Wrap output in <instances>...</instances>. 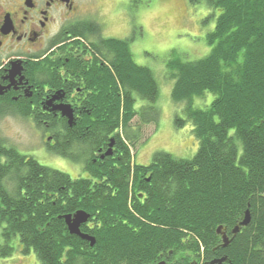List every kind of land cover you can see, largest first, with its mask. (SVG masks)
<instances>
[{"label": "trees", "instance_id": "trees-1", "mask_svg": "<svg viewBox=\"0 0 264 264\" xmlns=\"http://www.w3.org/2000/svg\"><path fill=\"white\" fill-rule=\"evenodd\" d=\"M205 1L219 13L204 38L208 55L166 65L171 99L185 105L186 119L174 124L191 123L195 156L156 153L149 165L134 164L142 137L131 123L157 124L158 88L127 41L105 42L118 54L96 76L102 88L89 99L84 125L49 130L55 145L48 151L82 164L88 177L73 180L26 157L0 166V258L12 255L17 238L38 264H151L169 251L183 255L177 264L223 257L228 264H264V0ZM207 94L214 97L207 109L192 107ZM112 138V155L101 160ZM6 171L15 184L10 191L2 185ZM78 211L89 216L80 232L94 238L93 247L70 235L62 218ZM246 211L249 225L232 238ZM218 227L231 239L224 249Z\"/></svg>", "mask_w": 264, "mask_h": 264}, {"label": "flooded vegetation", "instance_id": "flooded-vegetation-1", "mask_svg": "<svg viewBox=\"0 0 264 264\" xmlns=\"http://www.w3.org/2000/svg\"><path fill=\"white\" fill-rule=\"evenodd\" d=\"M99 3L100 0H0V127L25 123L42 130L48 135V150V145H55L49 130L84 125L89 99L102 88L103 78L96 76L110 70L109 63L118 54L116 44L105 42L125 40L132 53L131 30L128 27L122 39L107 35ZM126 4L124 16L132 15L133 3L127 0ZM63 110L70 111L72 126L62 115ZM10 140L0 134L1 167L7 168L11 161L21 163L23 157L33 158L18 146L20 138L15 144ZM111 140L114 150L115 141ZM99 154L101 158L105 153ZM8 173L3 174L2 185L10 191L15 184ZM145 174L149 183V173ZM143 195L138 194L140 200ZM50 197L54 206L56 193ZM159 257L151 264H177L184 259L172 251L165 256L159 252Z\"/></svg>", "mask_w": 264, "mask_h": 264}, {"label": "rangeland", "instance_id": "rangeland-1", "mask_svg": "<svg viewBox=\"0 0 264 264\" xmlns=\"http://www.w3.org/2000/svg\"><path fill=\"white\" fill-rule=\"evenodd\" d=\"M130 1L133 3V14L125 13L126 16L122 9L124 2L126 8L127 0H100L98 6L102 10L103 21L107 23L104 27L107 35L122 39L129 27L134 62L151 71L158 88V99L154 105L157 124L140 125L137 119L131 123L132 130L140 129L142 137L132 150L133 162L147 166L156 153L191 160L197 153L198 141L191 123L186 122L182 127L174 124L176 117L186 119L185 105L175 104L171 99L174 82L169 79L166 65L176 58L194 62L207 56L210 48L205 45L204 38L213 30L219 13L210 10L205 0ZM213 99L207 94L201 100L195 99L192 107L205 110ZM141 105L144 104L139 101L136 107ZM0 134L14 144L20 138L18 146L21 150L44 167L64 173L73 180L88 177L82 164L56 156L45 148L48 135L42 130H35L25 123H7L0 127ZM11 245L12 255L0 258V264H38L32 251L22 253L17 238Z\"/></svg>", "mask_w": 264, "mask_h": 264}, {"label": "water", "instance_id": "water-1", "mask_svg": "<svg viewBox=\"0 0 264 264\" xmlns=\"http://www.w3.org/2000/svg\"><path fill=\"white\" fill-rule=\"evenodd\" d=\"M62 115L67 117L69 120V126H72V116L69 110H63ZM113 141L111 140L109 150L105 152V154L100 158L103 159L104 157H110L112 155V148H113ZM88 215L84 213L83 211H78L73 215H67L62 217L65 225L68 229V232L70 235L77 236L83 241H87L90 244V247H93L95 244V240L92 237H89L88 235L82 234L80 232V226L85 224L88 220ZM250 214L248 211L245 212V214L242 216L241 220L239 223L230 231V234L233 237H235L242 228H245L249 225L250 223ZM216 234L221 237V248L224 249L229 246L231 243V239L227 236L226 229L223 227H218L216 229ZM210 264H228L227 263V258L223 257L220 259H215L210 262Z\"/></svg>", "mask_w": 264, "mask_h": 264}]
</instances>
